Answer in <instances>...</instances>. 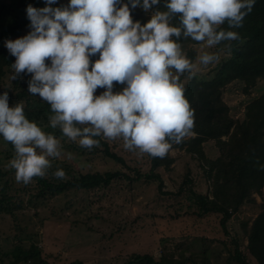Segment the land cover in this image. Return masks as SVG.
<instances>
[{"label":"clouds","instance_id":"obj_1","mask_svg":"<svg viewBox=\"0 0 264 264\" xmlns=\"http://www.w3.org/2000/svg\"><path fill=\"white\" fill-rule=\"evenodd\" d=\"M44 3L26 9L31 31L5 42L15 57L11 79L30 75L28 93L53 113L48 126L81 147H98L96 137L120 139L126 150L163 158L173 144L194 135L195 114L180 78L185 73L191 78L197 64L178 41L190 38L213 49L238 40V32L221 26L243 27L255 0H164L165 11L159 10L161 0ZM136 8L152 12L146 23L133 20ZM174 18L179 26H173ZM225 47L230 53L231 45ZM219 60V52L198 57L205 67ZM117 84L125 87L114 92ZM98 89L104 91L96 95ZM0 136L14 148L8 166L17 182L45 177L52 159L65 155L61 140L30 121L22 103L9 106L8 92L0 95ZM65 175L63 169L54 173L57 179Z\"/></svg>","mask_w":264,"mask_h":264},{"label":"rangeland","instance_id":"obj_2","mask_svg":"<svg viewBox=\"0 0 264 264\" xmlns=\"http://www.w3.org/2000/svg\"><path fill=\"white\" fill-rule=\"evenodd\" d=\"M68 3L69 0H58L52 7L66 6ZM28 5L36 8L46 6L44 0H0V33L2 23L6 19L14 20L16 11L22 10L27 16ZM151 15V11L145 13L140 8L132 10L133 20L142 24ZM30 31V27H25L19 35L6 41L22 38ZM229 42L224 41L216 48L208 49L190 38L184 39L182 49L187 58L190 53L194 55L193 63L197 64V68L191 78H188V74L182 82L187 83L193 78L212 79L217 65L228 56L225 45ZM206 51L219 52V62L207 67L200 65L198 57ZM14 74L15 71H10L4 78L3 93L6 90L14 91V80L11 79ZM244 87V83L234 81L223 93V101L229 106L230 115L239 120L244 119L246 106L264 92V80H259L248 93ZM103 91L98 89L96 95ZM34 99L38 101L41 98L35 96ZM9 106L13 107L10 103ZM52 114L41 115L36 122L45 132H52L61 140L65 155L52 159V165L62 164L76 173L117 169L131 173L130 168L148 169L147 154L126 150L120 139L113 141L102 137L111 150L126 161V166L105 157L99 151L100 145L91 149L82 147L85 152L71 149L72 145L80 146L78 140L71 141L62 135L59 128L49 127L48 119ZM204 148L209 158L215 159L219 155L214 141L205 143ZM9 150L10 143L0 136L1 165L4 168H9V162L15 155L14 150ZM67 153L72 154L71 159ZM170 155L174 160L171 167L158 170L163 179L164 192H160L158 183L153 181H114L107 187L72 191L35 206L25 205L16 211L15 216L0 213V250L12 249L18 236L24 238L31 235L45 252L61 256L60 262L79 259L84 264H123L132 254H151L159 258L164 253H172L176 257L197 253L206 255L214 264H237L230 258L235 240L249 264H259L248 252L246 231L260 211L258 205L264 202V190L262 194L253 195L255 203H245L231 217L227 224L228 234H225L220 225V215L198 217L188 195L189 188L201 194L211 191L206 172L198 160L179 146L171 148ZM188 179L190 183H187Z\"/></svg>","mask_w":264,"mask_h":264},{"label":"trees","instance_id":"obj_3","mask_svg":"<svg viewBox=\"0 0 264 264\" xmlns=\"http://www.w3.org/2000/svg\"><path fill=\"white\" fill-rule=\"evenodd\" d=\"M128 3V0H122ZM164 0H161L160 11ZM5 5H3L4 7ZM1 7V8H3ZM2 9H0L1 11ZM155 10V9H154ZM173 26H179L174 18ZM25 27H30V21L22 10L16 11L15 19H6L2 23L0 33V95L2 84L7 73L14 72L15 57L11 56L5 47L7 38L19 35ZM224 30L236 31L239 39L230 41L231 51L216 67L215 76L210 80L193 78L183 83L188 73L180 80L185 87V96L191 104L195 114L194 135L186 137L179 146L198 160L201 168L206 172L210 182L209 194L196 193L188 189L189 197L196 207L195 214L203 217L208 214H219L220 225L228 234L227 224L245 203L253 202L254 194H262L264 190V92L252 100L245 108L243 120L233 118L229 113V106L223 101L224 89L234 81L245 85L248 93L256 87L259 80H264V0H255L252 11L245 17L243 27L229 29L227 24L221 26ZM175 39V38H174ZM181 38L178 42L183 43ZM98 56L92 57L95 61ZM188 59L193 62L194 55L190 53ZM31 76L20 74L13 81L14 91L6 90L9 103L24 105L26 117L33 122L41 115L52 114L50 105L28 93V82ZM125 85H115L114 92L121 91ZM52 133V132H50ZM99 140L101 151L105 157L126 166V161L111 150L109 144L102 137ZM214 141L219 149L215 158L207 157L204 145ZM71 149L85 152L81 146L72 145ZM10 149L14 150L10 144ZM9 150V152L11 151ZM97 151V148H96ZM0 155V213L15 216L16 211L28 205H37L50 198L67 194L72 191H88L111 185L114 181H153L158 183V190H163V179L158 172L160 168L168 169L173 164L169 153L163 157H152L147 154L148 169L130 168L131 173L123 170H108L105 172L76 173L62 164L52 165L45 177H35L29 184L17 182L15 170L4 168ZM58 169L65 172L64 179H57L54 173ZM190 183L191 180H187ZM184 185H182L183 189ZM168 194V193H167ZM260 211L247 229V249L259 264H264V202L258 205ZM28 240V241H26ZM233 251L230 258L237 264H249L245 255L240 251L237 241L233 240ZM61 256L45 252L44 249L31 238L18 236V241L8 251L0 250V264H84L82 260L71 259L60 262ZM123 264H214L206 255L164 253L159 258L151 254H132Z\"/></svg>","mask_w":264,"mask_h":264}]
</instances>
